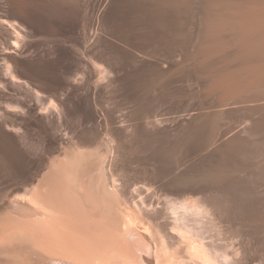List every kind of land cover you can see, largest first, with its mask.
Segmentation results:
<instances>
[{
	"label": "rangeland",
	"instance_id": "obj_1",
	"mask_svg": "<svg viewBox=\"0 0 264 264\" xmlns=\"http://www.w3.org/2000/svg\"><path fill=\"white\" fill-rule=\"evenodd\" d=\"M59 1L0 0V14L8 12L0 17L16 19L21 33L27 34L14 47L11 28L0 23V199L28 177L44 175L56 153L63 156L66 143L49 146L46 140L50 119L58 120L57 134L68 138L85 128L101 132L111 122L123 145L122 156L126 154L133 166L142 165L132 172L138 179L142 175L139 181L145 177L144 165L162 174L181 160H189L184 168L196 169L208 166L212 156L226 159L228 169L246 179L248 186L241 192L245 199L246 194L252 198L254 215L248 219L244 209L235 207L232 192L209 189L204 196L218 200L221 222L208 231L207 240L239 251L244 263L264 264V0H188L193 4L179 11L176 2L182 0H173L171 10L177 11L161 25L136 7L125 12L124 4L131 0H75L76 5L74 0L70 5ZM21 2L29 5L19 8ZM183 17L186 23L181 25ZM8 61L27 84L9 80ZM98 66L112 70L110 80L100 78ZM34 91L41 95L39 100ZM51 100L61 109L40 113ZM158 118L160 124H146ZM17 130L31 143L28 154L13 148L9 137ZM203 138V147L196 146ZM234 139L241 143L233 144ZM201 155L208 158L202 162ZM236 162L241 164L238 169ZM159 176L150 180L163 194L175 176Z\"/></svg>",
	"mask_w": 264,
	"mask_h": 264
},
{
	"label": "bare ground",
	"instance_id": "obj_2",
	"mask_svg": "<svg viewBox=\"0 0 264 264\" xmlns=\"http://www.w3.org/2000/svg\"><path fill=\"white\" fill-rule=\"evenodd\" d=\"M242 1L246 3V1ZM64 2L70 5L73 0H64ZM186 2L188 0L176 2L178 11L186 10L182 8L193 4ZM229 2L232 3V1ZM73 3L76 5L75 0ZM255 3L257 5L258 2ZM2 4L0 3V5ZM17 4H19L18 0ZM124 5H127L125 12L128 11V8L132 9L133 7H136L138 11L139 9L143 10L147 17L151 16L154 25H161L163 21L164 24L169 20L168 17L177 11L171 10L174 6L173 0H149V2L148 0H131ZM219 5L221 4H218V7ZM19 6V8L24 7L25 9L23 3ZM207 8L204 7V10ZM2 9L4 10V7ZM26 11L29 12L27 7ZM0 12L2 11L0 10ZM2 14L4 17L6 13L0 15ZM7 14L6 16H8ZM107 16L105 17L107 18ZM4 18L0 17V23H2L1 25L6 23L11 28L12 31L9 33L13 34L12 45L15 47L17 43L18 45L21 43L18 40H21V36L26 33H24L25 31H22L24 34L21 33L22 25L20 27L21 23L19 24L16 19L7 20L10 18ZM123 22H119V24L123 25ZM134 22L140 23L139 20ZM178 22L184 25L185 17ZM174 23H177V20ZM98 68L100 78H110L112 72L110 68L105 66H98ZM5 72L13 83L27 84L25 81H21L20 71L9 61L6 64ZM34 93L39 100L41 98L39 92L34 91ZM49 102L50 104L47 103L49 105L41 106L40 113L56 114L61 109H58L57 104L52 100ZM0 115L4 116L1 108ZM49 115L46 117L47 120H49ZM2 118L0 117V128H4ZM150 119L146 123L148 126H153L155 122L160 121L159 118L153 119L154 121ZM47 124L48 131L45 137H49L46 139L49 146L53 143L59 146L66 143L62 147L61 155L63 156L59 157L56 153L58 157L55 154L50 165H46L49 168L46 169L44 175L37 174L36 178L35 176L28 177L12 192H6L4 201L0 199L3 201L0 204V264H150L148 261L152 264H247L244 263V258L242 260L241 256V258L238 257L239 251L229 250L207 240L208 231L211 228L219 227L221 206L217 199L214 202L208 200L204 196L205 192L221 191V189L232 192L234 196L230 193L232 195L230 197H234L232 202H235V207L239 210L244 209L248 219L254 215L252 198L246 194L247 199H245L244 193L241 192L243 187L247 188L248 186L247 184L244 186L246 179L243 181L239 179L240 177L237 178L232 173L233 171L228 169L226 159L216 160L213 156L208 158L201 155L202 162L203 158L209 159L208 166L200 164L196 169L184 168L189 160H181L178 166L175 164L176 168L173 166L166 168L162 174H159L156 169H149L144 165L141 169L145 177L144 180L139 181L142 175L138 179V175L133 176L135 173L132 174V172L142 165L140 167L134 165V167L131 165L133 162L129 161L126 154L122 156L123 145L116 136L115 128L110 127L111 122H107L105 129L101 132L95 131L96 129L89 130L88 126L87 130L85 128L84 131L72 137L69 135L70 138L61 135V132L57 134L59 126L57 119H50ZM119 130L127 131L125 134L128 137L131 134H128L126 129ZM211 132H213L212 129ZM21 133L18 132L14 136L12 133V137L9 138H12L14 150L23 153L31 148V143L28 137ZM208 134L205 138L209 137ZM236 142L241 143L240 140L234 139L233 144ZM201 143H204V138L199 142V145L196 143V146L205 144ZM187 148L189 149V146ZM174 149L169 151H172L173 154V150L176 152L177 148ZM158 150L153 151L151 155L154 157ZM178 161L175 162L178 163ZM239 163L234 166L236 169L241 166ZM181 169L183 170L176 175ZM158 175H165L164 177L167 179L172 175L175 176L170 180L171 186L168 192L159 194V189L150 180L151 177ZM2 192L4 191L2 190ZM2 194L5 195V193ZM161 218H165V222L160 221Z\"/></svg>",
	"mask_w": 264,
	"mask_h": 264
}]
</instances>
